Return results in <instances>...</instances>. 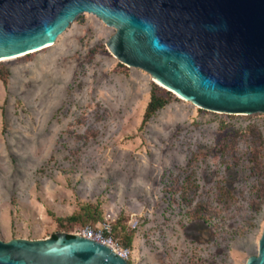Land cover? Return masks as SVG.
<instances>
[{"label": "rangeland", "instance_id": "374dc122", "mask_svg": "<svg viewBox=\"0 0 264 264\" xmlns=\"http://www.w3.org/2000/svg\"><path fill=\"white\" fill-rule=\"evenodd\" d=\"M115 31L82 13L0 60V239L106 223L127 264H245L264 226V112L163 88L109 50ZM154 85L167 103L142 123Z\"/></svg>", "mask_w": 264, "mask_h": 264}, {"label": "water", "instance_id": "95a60500", "mask_svg": "<svg viewBox=\"0 0 264 264\" xmlns=\"http://www.w3.org/2000/svg\"><path fill=\"white\" fill-rule=\"evenodd\" d=\"M82 12L114 26L109 50L165 89L212 111L264 112V0H0V60L54 43ZM0 264L127 261L95 240L59 232L0 239ZM245 264H264V226Z\"/></svg>", "mask_w": 264, "mask_h": 264}, {"label": "built area", "instance_id": "2783aa9c", "mask_svg": "<svg viewBox=\"0 0 264 264\" xmlns=\"http://www.w3.org/2000/svg\"><path fill=\"white\" fill-rule=\"evenodd\" d=\"M70 235H79L95 240L111 248L115 253L123 258H127L128 250L123 248L110 234L109 224L103 223L99 226L86 225L82 228L75 229Z\"/></svg>", "mask_w": 264, "mask_h": 264}, {"label": "trees", "instance_id": "16d2710c", "mask_svg": "<svg viewBox=\"0 0 264 264\" xmlns=\"http://www.w3.org/2000/svg\"><path fill=\"white\" fill-rule=\"evenodd\" d=\"M167 103V99L157 92L156 85L151 88L150 98L144 111L142 123L147 121L153 113ZM59 222L61 219L56 218ZM66 222L76 221V217L71 215L64 218ZM87 225V224H85ZM84 225V226H85ZM70 235V234H69Z\"/></svg>", "mask_w": 264, "mask_h": 264}, {"label": "bare ground", "instance_id": "6f19581e", "mask_svg": "<svg viewBox=\"0 0 264 264\" xmlns=\"http://www.w3.org/2000/svg\"><path fill=\"white\" fill-rule=\"evenodd\" d=\"M82 13H88V12H82ZM82 13H80V14H82ZM49 45H52V44H46V46H49ZM45 46V47H46ZM32 50H30L29 52H31ZM20 55H22V53L21 54H17V55H13V56H9V58H12V57H17V56H20ZM119 60V59H118ZM120 61V60H119ZM154 79V78H153ZM154 81L156 82V83H158V84H160V85H162L164 88H168V87H166L165 85H163V84H161V83H159L157 80H155L154 79ZM168 89H170V88H168ZM172 92H175V91H173V90H171ZM176 94H178L177 92H175ZM178 95H180V94H178ZM181 96V95H180ZM182 97V96H181Z\"/></svg>", "mask_w": 264, "mask_h": 264}]
</instances>
